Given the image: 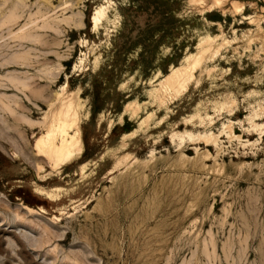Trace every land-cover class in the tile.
I'll return each mask as SVG.
<instances>
[{
  "label": "rangeland",
  "instance_id": "rangeland-1",
  "mask_svg": "<svg viewBox=\"0 0 264 264\" xmlns=\"http://www.w3.org/2000/svg\"><path fill=\"white\" fill-rule=\"evenodd\" d=\"M0 264H264V0H0Z\"/></svg>",
  "mask_w": 264,
  "mask_h": 264
},
{
  "label": "bare ground",
  "instance_id": "bare-ground-1",
  "mask_svg": "<svg viewBox=\"0 0 264 264\" xmlns=\"http://www.w3.org/2000/svg\"><path fill=\"white\" fill-rule=\"evenodd\" d=\"M179 81L181 80L179 79ZM72 99L61 98L55 118L48 124L46 132L35 143L37 154L45 157V153L48 152L49 158L47 159L51 160L54 166L71 161L78 156L83 148L80 132L77 128L79 123L78 105L75 103V99ZM73 128L78 130L76 135L66 136ZM58 134H64L61 143L57 142Z\"/></svg>",
  "mask_w": 264,
  "mask_h": 264
}]
</instances>
